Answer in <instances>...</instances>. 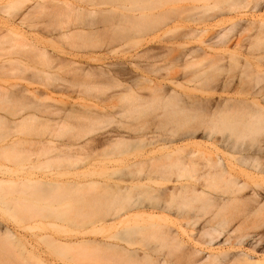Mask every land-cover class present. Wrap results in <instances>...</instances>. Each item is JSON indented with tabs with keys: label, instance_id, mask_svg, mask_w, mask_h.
<instances>
[{
	"label": "bare ground",
	"instance_id": "bare-ground-1",
	"mask_svg": "<svg viewBox=\"0 0 264 264\" xmlns=\"http://www.w3.org/2000/svg\"><path fill=\"white\" fill-rule=\"evenodd\" d=\"M156 1H158L162 7L168 6L166 9L167 11L170 9V6H175L176 9L178 10L181 9L184 11L187 9L189 10L196 8L195 5L192 4L191 2H195L198 0H156ZM188 1H190L189 4L181 5V3L183 4ZM204 1L207 2L209 0H204ZM22 2L19 0H8L5 1L4 3L3 1V4H1L2 2L0 3V12L5 10L6 8H10V7L15 8ZM143 2L144 3L148 2L147 5H149V3L152 4V0H144ZM249 3L250 2L248 0H233L232 3L228 5L226 4L228 7L224 9L227 11L226 12L227 15L230 16L229 18L227 19L214 18L208 20L205 23L204 22L202 23V27L192 29V31L189 30L190 31L189 33L186 32L185 35L183 34L184 36L181 35L182 37L180 36L179 37L182 40H184V38L193 39L196 36H198L197 34H199L200 36V33H203L206 36H208V34H210V36L213 35L212 36L213 39H216V41L217 40L222 41L221 45L219 46L220 48H218V50L220 49V51L218 52L216 49L215 51H217V53L216 54L214 53L215 55L214 57H217L219 60H221L222 57L225 59V57L222 56V53L224 51L226 53L228 50H230V47L232 48L234 47L235 51H237L236 48H238V50H241L240 47L241 48L243 47V36H242L243 33L247 34V32L251 33L252 31L253 32L252 36H254V38H257V31L259 33L264 34V22L261 20H257L256 18L253 17L248 18L246 14L247 13L246 10L250 11ZM254 3L251 9H254V7L255 9H257L259 5L256 3V1ZM108 5L110 7H108ZM30 6H28L29 8H26L25 11H23L17 16L12 17L10 20H8V22L0 26V39L3 37L2 35L5 34L10 37L13 36L22 40V43L21 41H19V43H21L20 44L21 47L25 50L26 53L25 59L27 60L26 63L30 68L35 70L34 73L36 74L35 76L37 77H39L41 74L42 75L53 74V77H55V75L57 76L58 74L56 71L62 72L64 70L63 72H65L64 74L65 76L63 77L57 76L58 82L55 79V81L58 84L53 86L54 91L55 92L59 91V93L69 95L68 97L70 100L72 99V96L73 99H75L74 96H78L76 98H79V102L77 101L76 103V101H73L72 103H70L71 110L67 112L68 108L65 109V117H62L60 116L62 112L60 108L55 106L44 105L43 99L41 98L43 96H38L36 95V93L30 92L29 89L26 87L24 88L21 87L18 91L13 92L10 95L7 94L8 95L7 99H5V102L6 101L7 102L6 103L4 102V104L5 105L8 104L7 106H11V107H9L10 109H7V111L5 109L6 112L4 111V114L0 113V126L2 125V127H4L5 130H7L6 134L0 136V142L4 141L3 144L0 145V154L3 153L7 159H11L12 157L13 158L20 157L19 155L21 153H24L23 152L24 147L28 142L25 143L24 141L26 140L23 141L22 139L21 141L20 136L19 138H17L16 136L18 135V132H20V129L25 128L26 126L29 127L30 122H31L30 125H32L30 127L31 130L36 125V130H37L36 132H38L39 129L36 124L38 123L37 121H39L42 124V127H45L44 126L45 124L51 125L50 123H52L53 126L51 125L49 126V128L51 127L52 129L53 127V129L55 128L57 129V127H59V129L57 130H59L60 132L63 131L64 129H66V131L68 130L69 134H71V131H73L74 129L76 131L74 133L72 132L71 137L67 141L66 140L62 141L59 144L56 143L54 139L55 136L53 135L57 131H53V129L50 130L51 131L49 132L50 135H48L51 137L47 136L46 138L45 137L46 135H44L45 139L39 137L41 139L37 138L38 140H32V142H30V140H27L30 142V144L31 143L34 144V148L37 145L38 147L33 149V145L31 144L30 147L29 144L28 147L30 148H25L26 150L31 149L28 150L29 151L27 155L28 158L26 156L22 157V159L19 160L21 162H24L26 160L33 161V159H35V162L36 160L37 162L40 160L42 161L47 159L49 160L51 159L50 157L52 156L51 153L57 150H59L62 153L61 156L67 158H75V159L79 155L85 154L86 152L89 154L91 151L92 154V151H95L96 149L99 148H104L103 151L105 149H108L109 152H111L112 150V153L113 150L117 149L116 150L117 152L123 154L124 153L123 150H126L127 148L131 149V147L136 144L135 145L136 148L135 147L134 148L140 151L142 150L143 152L141 155H138L135 158L128 160L127 167L129 168L135 165H143L146 167V170L142 171L141 174L135 176L133 174H127L117 178L113 184L108 186L110 189L108 193L97 194V196L96 194H94L95 199L93 198L94 196L93 197L90 196L93 200L90 197L89 199L87 198L88 200L86 199V201H84L85 197H83V199L81 198L82 200H78L80 198L76 200V197L73 196L75 199L74 201V199H71L73 197L72 194H70V192H68V195L67 192L66 193L62 192L63 194L59 192L62 195H58L59 193L55 192L57 190L54 189L55 191L52 192L53 194L52 193L49 194V192H47L49 194V197L47 194L48 198L52 199L53 197L51 201L52 205L54 203L60 202L62 200V196L64 195V196H68V199H71V205L77 204L76 206L77 207L79 206L78 208H80V210L83 209V207L85 208L86 205L90 203L93 204V206L95 205V207H93V211H91V213L88 211L89 212L88 214L91 215L93 212L95 214L98 213L99 215L101 214L103 215V212L104 213L108 212V210H110L111 208L117 207V205H120V203H122L123 200L131 199V197L135 198L137 196L136 191H139V193L141 194L154 193L152 196L156 198L158 202L155 205H153V208L139 210L132 215L124 214L120 217L123 218L122 220L123 223L129 224L133 222L136 224V230L141 229V233L143 235L141 237V242L143 246V255L137 256L135 255V251H131L130 254L117 253L111 257L113 264L114 263L115 264H222L221 259H232V257H234V254L230 253L229 250L219 252L217 257H214V255L208 257L206 256L201 257L203 254V250L196 249L197 245L194 246L195 249H183V247L185 246L186 242H190V241L198 243V245L199 244L212 245L214 243L220 242L221 244L234 246L236 243V237L233 234L237 230L238 226L233 227V223L236 220H241V221L247 220L248 218H250L251 215L256 214L257 211L261 208L262 204H260L259 207L257 206L249 207L250 201L253 202L256 201H254L252 198H248V199L245 198L243 192L246 190L247 186L249 185L247 183V180L253 182L255 188H257V186L259 188H263L264 180L257 182L255 180L254 174L249 170H238L233 165H230L226 157L228 156V154L222 152L220 149L221 148L235 149L234 145L233 146L230 145V140L232 139L231 135L235 137H241L246 134H249L250 131L252 130V133L255 136H257V132L260 133L263 132L264 125L258 124L257 120L246 122L243 120V117H241L240 115L237 116L236 113L239 111L237 110L239 109L238 106H234L232 108L231 113L229 114H233V115L232 117H228L229 110L226 105H221V104L211 105V107H209L210 109L206 110L207 113L205 112L207 116L215 117L221 111H224L226 115L218 117L217 119H215V121L214 119H212L210 122H207L208 124L206 125V129L208 131L204 128L201 129L200 127H195L192 129V131L190 132L191 138H194L196 134H198V132L202 131L200 137L208 141L210 140L211 143H209L208 145L202 143H192L196 146L205 147L206 152L204 151L201 152L200 156H197L196 153H189V156L187 158H184V160L183 159L180 160V158H173V155L175 153L183 149L182 146H177L172 141L167 139L156 141L153 139V137L150 138L147 137L146 135L142 136L143 134L139 136L138 135L135 136L137 134L135 132V129L132 132L133 126L134 125L136 126L137 124L135 122L141 119L144 120V118H147L144 121H147L148 118H150L149 120L152 119L151 122H156L155 125L157 126L159 125L160 127H162L164 124L170 123L172 121L174 122L182 121L185 118V116L186 117L189 116L192 118L194 116V114L192 113H196L197 110L198 111L202 110L203 112L205 111V108H203V106L202 107L198 106L197 108V106L194 103L191 104L189 102L191 104L189 105L187 103L188 101H184L182 97L180 98L182 93L180 94L179 92H177V88L183 87V84L179 82V79L182 78L184 74V73L181 74V72L183 71L182 69H185L187 71L188 69L187 67L193 66L191 67L193 68L192 69L193 72L191 73V76L193 73H195L194 76H192L193 78L196 77L195 75L197 73L198 75H203L202 73L204 72L202 71L203 70L205 71V69L203 68L202 70V67H199L201 68L199 69L197 65H199L201 60L199 61V63L197 61L201 57L203 59H206V57H208L207 60L211 59L213 56L211 55L212 57H210L209 56L210 54L207 52V50L213 51V48H210L208 44L206 46L209 47V49L204 48V50L202 51L201 48H199V50L197 49L198 53L199 51H201L202 56L201 54H200L201 57L199 56L200 58H198L197 56L196 58L198 59H196V61L192 57V55L195 57L193 53L197 52L194 51L196 49L193 50L192 48H187L188 50L186 49L184 53L183 50L181 49L182 52L178 51V55H180L181 57L183 55L182 59L184 58L186 59V60L184 59L185 63L183 61V65L178 64L179 65L178 69L181 66V69L179 70L181 72L179 74L182 75V77L178 75L179 72L178 70L176 71L172 70L173 74L168 72L167 74H163V76L165 75L164 77L162 76L161 79L157 80V78L154 79L155 78L154 76H152L153 78L150 76L149 73L152 72L154 73L153 71L154 69L153 70L150 69L149 66L154 67V63L158 62L157 60H155V57H157L156 55L161 53L157 52L153 57L150 55L152 53H150L151 49L149 48L148 50L146 48L143 53L134 54L133 56H131L130 60L128 59L127 56V59L129 61H127V59L124 60L126 61L125 63H127L126 65L123 64L125 66L121 65L120 67V65L119 66H117L116 64L112 65V63L107 62L108 61L107 57L112 55V52L114 50L112 44L110 45L107 43V40L109 38H112L109 37L110 34H112L111 32L115 30L114 29L115 27H120L122 25L124 26L130 25L128 26V28L133 27L134 29L135 26L138 28L139 25H143L142 22H144L145 24L146 18L145 19L141 18V15L136 16V14L139 11H137V13L135 12L136 14H129L133 12L135 9L130 11L132 8L129 10L127 5L125 4L122 6L113 5L107 2V0H75L74 3L72 1L70 4L68 3V1L65 0H38L35 2V4H33L31 7ZM116 8H119L121 10L119 11V13L117 12L115 16V14L113 15V12L116 10ZM141 8L139 9L137 8L136 10H141ZM147 8L148 7H144L145 10ZM175 8L173 9L175 10ZM88 10L89 11L91 10V12L93 13L98 11L97 15H99L100 12L102 15L105 13V16L107 13L108 14L106 17L100 15V17H97V19L98 18L99 19L98 20L96 19L97 21L95 20L96 22L93 20L94 23L91 19L92 21L91 23L88 22V20H85V22L86 21L88 22V24H86L87 23L86 22L85 25H75V23H70L67 26L65 24V26L60 25L59 27L58 24L55 26L56 28L54 27V29L52 27L53 22L51 24L48 23L50 22L48 21L47 23L49 26L52 25L51 26L52 29H50L51 27L49 28L50 30L47 29L44 37L42 38L32 37L29 34V31H27V24H26L27 21L35 18L36 15H39L41 17L42 14V16L43 15L47 16L51 18V20L59 23L62 20H67L68 22L71 18L77 20V17L79 16L80 13H82L83 11L88 12ZM123 12L124 13L126 12L129 15H127L126 13L125 15ZM118 14H120V16H118ZM82 16L84 15L82 14ZM82 16L79 17L83 18ZM142 16L144 17V15ZM145 17H147V15ZM45 19L48 18L44 17L43 20ZM142 19H144L145 21H142ZM232 20H236V22H238V25L237 23L235 25L240 26L239 28L240 33L238 36L235 35L237 37L233 39L232 42L230 40V37L227 42L226 41L224 42L223 41V39L225 38L224 36L227 35L228 37V34L225 30L226 27L224 29H221L220 26H222L226 22L228 23V21L230 23V21ZM233 22L235 23V21ZM231 27L232 29L234 28L233 26ZM125 28L123 27V29ZM215 28L216 29L220 28L221 31L215 32L214 31ZM205 32L206 33L208 32V34H205ZM119 34L122 36L121 33ZM245 36L248 38L249 35L248 36L245 35ZM254 38L252 37L250 38V40H253ZM61 41H63V43H65L64 41H66V43L68 41L69 42L68 48L69 49L72 48L71 51L66 52L63 50H59L58 48H57L58 50H56L55 48L56 46H55L51 49L53 50L55 48L54 52L50 53L49 50L47 49L48 48L47 44L53 43L55 45L57 44L56 42L61 43ZM79 41H81L82 43ZM77 42H79L80 45ZM230 43L232 44V46H230L231 45ZM15 46L16 44L13 46V48H15ZM110 46L113 49L110 48ZM166 49H167L166 51H169V48ZM177 50H178V46H177ZM163 51L161 52L162 53L166 52ZM99 52H105L106 55L107 54L109 55L110 53L111 54L109 56H106L104 53H101L99 55L97 54ZM168 53L171 54V52ZM179 57L177 58L178 60L181 59V57L180 58ZM157 59H159V57H157ZM219 60L218 62L220 65ZM151 61L152 63L154 61V63L153 64L149 63L150 65L146 63ZM171 61L172 60H170V62ZM173 61L177 62V60H173ZM221 61H223V59ZM193 62L195 63L197 62V64H194ZM91 63H100V64L93 66ZM201 63H203V61ZM193 64L197 66V68L194 67ZM214 66H210V69L211 67ZM176 67L177 65L175 66L174 69H177ZM158 68H160V66H157V69L155 70H159ZM196 69H199V72L198 70L196 71ZM190 71L191 70L187 72L190 73ZM53 72H56L57 74L55 73L54 75ZM186 74L184 75L186 76ZM185 76L183 78L184 80L187 79L185 78ZM192 77H190L189 75L188 77V79L190 78L189 81L193 79ZM185 84L188 85L189 83H185ZM187 95H184L186 97L185 98L186 100L188 99L187 97H189ZM45 97L46 99H53V96H51L49 92L46 93V95H44V98ZM81 97L83 98V100ZM81 101L82 103L84 101V103L82 104ZM89 101H91V103H89ZM252 102L254 104L253 105L254 107L256 105L255 114L257 115V103L255 101ZM9 103L11 105H9ZM234 104L241 105L246 103H244L242 100H235ZM41 107L44 108L43 111L41 110ZM189 112H192L191 114L193 116L189 115ZM46 113H49V115H51L52 117L53 115L57 117L51 118V116L47 115V117L45 116L44 118L39 116V114H42L43 116V114ZM260 113L264 115L263 110H260ZM40 118L41 119L44 118L45 120V122L43 121L44 124L43 122H41L42 120H40ZM68 118L69 119L71 118L70 122L68 121ZM73 118L77 119V121L79 119V122L73 120ZM102 118L104 119L118 118L120 119V121L118 120L119 124L122 123V125L125 126L121 125L122 127L120 126L119 129L104 133L103 137L99 139L101 141H96L93 137L92 138L88 137L90 135L89 132H92L90 131L91 129H89V127H91L92 125L91 126L89 125L87 129L85 124L81 125L80 121L85 120V123L90 121L88 122L90 124L91 121L99 120L98 122H100L104 120ZM230 119H233L234 121L231 122ZM149 120L147 121L148 124L150 123ZM32 122H35L34 125L32 124ZM201 122L203 124V121ZM74 123H76V125ZM91 124L94 123L92 122ZM61 126L62 128H64L63 130H60ZM2 127L0 131L1 130L4 131ZM30 128L27 130H30ZM45 128H47V126ZM218 129L228 130L230 132L229 134L230 136L228 137L223 136L221 138H217L215 136L214 131ZM22 134H24L23 131ZM37 135L41 136L42 134L40 135L37 134ZM1 137L2 138L4 137L5 139L1 140L2 139ZM22 137L23 136H21V138ZM93 143H95L96 145ZM20 146H22L23 149L22 148L20 149ZM129 150L127 149L126 151H128L129 153ZM125 153L127 154V152ZM25 154H27V152ZM200 157H203V160L205 161L204 165L206 170L203 172L196 173L192 176L184 175L181 170H185L188 167H194L197 164L196 160L199 159ZM32 161L30 163H32ZM253 161L256 162L257 160L255 158L252 159L244 158L243 163H248V162L253 163ZM26 163L27 162L23 164ZM1 166L2 165H0V167ZM21 167H24V165ZM175 167L178 168L180 171H178L176 178L172 180L169 170ZM40 181L41 179L35 180L36 183ZM1 182H6V181L1 180ZM167 182H172V186H168L166 184ZM48 183H50L51 185L53 184L51 182ZM91 183L95 185L99 184V182L97 181H91ZM93 184L90 185L93 186ZM72 186L74 185L72 184ZM59 187L60 186H58V188ZM252 195L256 196V194L254 193H252ZM43 196L44 198L46 197V195ZM64 196H63V200L65 199L67 201L68 199L64 198ZM34 197L38 200H45L47 198V197L45 199L42 198L40 194L39 195L34 194ZM87 201H92V203L89 202L86 204L85 202ZM81 206L83 207L81 208ZM77 207H75V209H77ZM94 209H96L95 211L97 213L94 212ZM68 210L66 213H68ZM70 210L71 212L73 211L72 208H70ZM77 210L79 212V209ZM29 213L38 214L39 211L29 210ZM171 216H174L176 219H173ZM204 219H205L203 225L204 235L201 236L202 234H198V233L193 234V230L191 229L195 228L197 224H199V222ZM188 228H190V230H188ZM203 237H206V239H202ZM7 245L8 243L0 242V254H1L0 264H14L12 263L11 259H8L9 257L7 255L9 254H8V250L6 249L8 248ZM207 259H212V260L211 262L206 263Z\"/></svg>",
	"mask_w": 264,
	"mask_h": 264
},
{
	"label": "rangeland",
	"instance_id": "rangeland-1",
	"mask_svg": "<svg viewBox=\"0 0 264 264\" xmlns=\"http://www.w3.org/2000/svg\"><path fill=\"white\" fill-rule=\"evenodd\" d=\"M3 1L5 3V1L8 0H0V3L2 2L1 4H3ZM19 1L21 2L23 1L22 3L19 4L20 6L18 5L15 8L14 7L6 8L2 12H0V26L8 22V20H10L12 17L17 16L23 11H25L26 8H29L28 6H30V4L32 6L38 0H27V2L26 0H19ZM65 1H68V3L70 4L72 1L74 3L75 0H65ZM143 1L144 0L142 1L107 0V2L113 5L122 6L125 4L127 5L129 10L132 8L130 11L142 7L141 10H136V11L134 10L133 11L134 13L131 12L129 14H136L137 11H139L136 14V16L141 15V18L144 19L146 18L145 19L146 23L144 24V22H142L143 25L138 24L139 25L138 28L134 25L135 26L134 29L133 27L128 28V26L130 25L128 26L122 25L120 27H115L114 28L115 30L112 31L111 32L112 34H110L109 36L112 38H109L107 40V43L110 45L112 44V47L114 48L112 55H110L111 53L109 54L110 56L108 54L106 55L105 52H99L97 54L100 55L101 53H104L106 56H109L107 57L108 58L107 62L112 63V65L113 64L114 65L116 64L117 66L120 65L121 67V65L125 66L127 64L125 63L126 61H124L125 59H127V56L128 59L130 60L131 56L137 53L139 54L143 53L146 48L147 50L148 48L151 49L152 52L150 50L149 51L150 53H152L150 55L153 57L155 56V53L160 52L161 54L156 55L157 57H159L160 60L157 59V57H155V60H157L158 62L157 63L155 62L156 63L155 64L154 63L155 60L153 61L155 68L149 66L150 69L152 70L154 69L153 70L154 73L150 71L152 72L149 73L150 76L151 77L154 76L155 77L154 79L157 78V80L161 79L163 74H167L168 72L173 74L172 70L179 71L181 69V66L178 69L179 66L178 64L183 65V61L185 63L186 59L185 58H184L185 60L182 59L183 55L181 54L182 57L178 55V51L182 52L183 50L184 53V51H186L187 48H192L193 50L196 49L194 51L197 52L193 53L195 57L192 55V57L196 61V59L202 56L201 51L204 50V48L209 49L210 47L213 48V51L207 50V52L210 54L209 55L210 57L212 56L213 57L208 60H207L208 57H206V59H203L201 57L197 61L198 63L200 60L201 62L203 61V63L200 62L199 65H197L198 68L202 67V70L203 68L205 69L206 73L204 70L202 71L204 73L201 72L203 75H198L197 73L195 75L196 77L193 78L192 76H194L195 74L193 73L191 76V73L193 72L192 71L193 68L191 67L193 66L187 67L188 69L191 68L189 69L191 70L190 73L187 72L189 71L187 68H186L187 71L185 69H182L183 70L182 72L181 71L178 72V75H180L179 74L180 72L181 74L187 73L186 76L183 74V77L182 75H180V77L182 78L179 79V82L183 84L182 88H177V92H179L180 94L182 93L180 98L182 97L184 101H188L187 103L189 105L194 103L197 106V108L198 106L199 107L203 106V108H205V111L203 112L202 110L199 111L197 110V112L195 111L196 113H192L193 111L189 112V115L194 114V116L192 115L193 116L192 118L189 116L188 117L185 116V118L182 121H178V122L172 121L170 123L164 124L163 126L161 125L162 127H160L159 125L158 126L155 125L156 122H151L152 119L149 120L150 118H148L150 122L149 124L147 123L148 120L144 121L147 118H144V120L141 119L142 122L144 121L145 123L144 122L142 123L141 120H139L135 122L137 123L136 126L133 123L134 126L132 125L133 128L131 127L132 132L135 129V132L137 133L135 136L137 135L139 136L143 134L142 136L146 135L147 137L150 138L153 137V139L156 141L162 139L170 140L175 145L183 147L182 150H180L179 152L173 155V158H180V160L181 159L184 160V158H187L189 156V153H196L197 156H200L201 152L203 151L206 152L205 147L196 146L192 143H202L205 145L211 143L210 140L208 141L200 137L202 131L198 132V134H196L194 138H191L190 132L192 131V129L195 127L206 129V125L208 124L207 122H210L212 119H214L215 121V119H217L218 117L226 115L224 111H221L215 117L207 116L205 112L206 110L210 109L209 107H211V105H215V104L226 105L229 110L228 117H232L233 115V114H229L231 113L232 108L234 106H238L239 109L237 110L239 111L236 113L237 116L240 115L241 117H243V120L246 122L257 120L258 124L264 125V115L260 113V110L264 111V34L259 33L257 31V38H254V36H252L253 34L252 31L251 33L247 32V34L243 33L242 34L243 47L242 48L240 47L241 50H238V48H236L237 51H235L234 47H233L234 49L230 47V50H228L226 53L224 51L223 52L224 54L222 53V56L225 57V59L222 57L223 61H221L222 59L219 60L217 57H214L215 56L214 53L216 54L217 51L218 52L220 51V49L218 50V48H220L219 46L221 45L222 41L220 40L216 41V39H213L212 37L213 35L210 36L208 32L207 33L205 32V34H208V36L204 35L203 33H200V36L199 34H197L198 36H196L193 39L192 38L185 39L183 37L184 40H182L180 38L184 36L186 32L189 33L190 31H192V29L202 27L203 22L205 23L206 21L214 18H218V19L229 18L230 16L227 15L226 13L227 11L224 9H226V7H228L227 5L232 3L233 0H211V1L209 0L207 2H205L204 0H198L195 2H191L192 4L195 5L196 8L189 10L187 9L183 11L181 9L180 10L176 9L175 6H170V9L168 10L169 12L166 10L168 6L162 7L160 3L156 0L155 1L152 0V4L149 3V5H147L148 2L144 3ZM248 1L250 2L249 3L250 11L246 10L247 11L246 14L248 18L253 17L256 18L257 20H261L264 22V0H248ZM255 1L259 5L258 7L256 6L257 9H255L254 7L255 9L254 10L251 9V7L255 4L254 3ZM189 3L190 1L185 2L183 4L181 3V5H187ZM108 7L110 6L108 5ZM144 7H148V8L145 10ZM173 8H175V10ZM120 10L121 9L116 8V10L113 12V15L115 14L116 16L117 12L119 13ZM90 12L91 10L90 11L88 10V12L83 11L82 13H80L81 15L79 14V16H82L83 14L84 16L82 17L84 19L78 16L77 20L71 18L68 22L67 20H62L63 22L61 21L59 23L51 20V18L44 15L43 16L48 19L43 20L44 17L42 16V14L41 17L39 15H36L35 18L27 21L26 23L27 31H29V34L32 37L42 38L44 37L47 29H49L52 26V25L49 26L48 23L52 24L53 22V26H52L53 29L58 24L59 27L60 25L65 26V24L67 26L70 23H75V25H85V23L87 22V21L85 22V20H88V22L91 23L93 20L95 21L97 17H100V15H102L101 12L99 15H97L98 11L94 12L96 14H94L93 12H91L90 14ZM120 14H118V16H120ZM142 15H144V17ZM146 15L147 17H145ZM102 16L106 17L105 13ZM144 19H142V21H145ZM233 21H235V23ZM88 22L86 24H88ZM230 23L228 21V23L226 22L225 24H223L222 25L223 28L222 26H220L221 29H224L226 27L225 30L228 34V37L225 34L226 36L224 37L226 38V40L224 38L223 39L224 42L225 41L227 42L229 40V37L232 42V40L235 39L240 33L239 32L240 26H237L238 22H236V20H232L230 21ZM236 23L237 25H235ZM231 26H233L234 28L232 29ZM52 27L50 29H52ZM123 27L126 28L123 29ZM220 28L217 29L215 28L214 31L219 32L221 31ZM119 33H121L122 36ZM126 34L128 37L126 36ZM245 35L247 36L249 35L248 38ZM2 36L3 37L0 39V113L4 114L5 109L7 111V109H10L9 107H11V106H7L8 104L6 105L4 104L5 99H7V96L13 92L18 91L21 87L23 88L26 87L29 89L30 92L36 93V95L38 96H43L41 98L43 99L44 105L55 106L60 108L62 110L60 116L65 117V109L68 108L67 112L71 110L70 103H72L73 101H76V103L77 101L79 102V98H76L78 96H74L75 99H73L72 96V99L70 100L68 97L69 95L59 93V91L58 92L54 91L53 86L58 84L57 76L59 77L65 76L64 75L65 72H63L64 70L63 71L61 70L63 73L56 71L58 74L56 72H53L54 75L55 73L57 74V76L55 75V77H53V74L52 75L41 74L39 77L35 76L36 75L34 73L35 70L30 68L26 63L27 61L25 59L26 53L25 50L20 45L22 43V40L13 36L12 38L5 34H3ZM251 36L254 38L253 40H250V38H252ZM19 41H21V43H19ZM64 42L65 43H63V41H61V43L56 42L57 44L55 45L53 43L47 44L48 47L47 49L49 50L50 53H53L55 48L56 50L59 49L66 52L71 51L72 48L71 49L68 48L69 42L67 41L68 44L66 43V41ZM79 42L77 43L79 44ZM15 44L16 46L15 48H13ZM208 44L209 47L206 46ZM177 46H178V50H177ZM230 46H232V44ZM53 47L55 48L51 50ZM112 47L110 46V48ZM156 48L160 51H158ZM166 48H169V51H166L167 50ZM199 48H201V51H199L198 53ZM216 49L217 51H215ZM161 51L163 52L166 51V52L162 53ZM168 52H171V54H169ZM177 56L178 57L180 56L181 59L179 60L182 61H179L177 59L178 58ZM197 56L198 58H196ZM128 59L127 61H129ZM170 60L172 61L170 62ZM173 60H177V62ZM218 60L220 61V65ZM197 62L196 63L193 62V63L197 64ZM146 63L153 64L152 61ZM91 64L95 66L100 63H91ZM176 65H177L176 67L177 69H174ZM157 66H160V68H158L160 71L155 70L157 69ZM197 66L194 65V67L196 68ZM204 66H207L209 69ZM210 66H214V67H211L210 69ZM29 68L32 70H30ZM199 69H196V71L198 70L199 72ZM184 70L186 71V73ZM187 75L188 77L190 75V77H192L195 80L192 79L193 82L192 80L189 81L190 78L188 79ZM184 76L187 79L184 80L183 79ZM55 79L57 82L55 81ZM185 83H189V84L187 85ZM48 92L49 94H51V96H53V99H46V97L44 98V95H46V93ZM184 95H187L190 98L187 97L188 99L186 100L185 99L186 97ZM235 100H242L246 104L236 105L234 104ZM252 101H255L257 103V115L255 114L256 105L254 107ZM89 103H91V101H89ZM9 105L11 104L9 103ZM41 110L43 111L44 108L41 107ZM47 115L51 116L49 115V113L43 114V116L42 114H39L40 117H44V118L45 116L47 117ZM53 117L55 118L57 116L53 115ZM53 117L51 116V118ZM44 118L42 119L40 118V120H42L41 122L43 121L45 122ZM70 120L71 118L70 119L68 118L69 122ZM73 120L77 121V119L75 118H73ZM118 120L120 121V119L118 118L115 119L105 118L100 122H98L99 120L91 121V123L93 122L94 124L91 123L89 124L88 122L90 121L87 122V120H86L87 123H85V120L84 121L81 120L80 123L81 125L85 124L87 129L89 125L90 126L92 125L91 127H89V129H91L90 131L92 132H89L90 135L88 137L91 138L93 137L96 141H101L99 139L103 137L104 133L120 128L122 123L119 124ZM230 120L231 122L234 121L233 119ZM201 121H203V124ZM35 122H32V124L34 125ZM37 122L38 123L36 124L39 129L38 132H36L37 131L36 125L31 130L30 127L32 125H30L31 124L30 122L29 127L26 126L25 128L20 129V132H18V135L16 136L17 138H19L20 136L21 141L23 139V141L26 140L24 141L25 143L28 142L26 144L27 147L24 144L25 145L23 151L24 153H21L19 155L21 158L12 157L11 159H7L3 153L0 154V165H2L0 167V242L8 243L7 245L8 248H6L5 246L9 254L7 255L9 257L8 259H11L12 263L14 264H113L111 257L117 253L130 254L131 251H135V255L142 256L143 246L141 242V237L143 235L141 233V229L136 230V224L133 222L129 224L123 223L122 222L123 218L120 217L124 214L132 215L139 210L153 208V205H155L158 202L157 199L152 196L154 193L141 194L139 193V191H136L137 196L135 198L131 197V199L123 200L122 203H120V205L111 208L110 210H108V212L104 213L102 211L103 215L102 214L99 215L95 211L96 209H94V212H96L97 214L93 212L91 215L88 214L89 212L91 213V211H93V207H95V205L93 206V204L89 203V202L92 203V201L85 202L86 204L89 203L87 204L88 206L86 205V207L84 208L83 207L85 205L84 204L83 206H81V208L83 207V209L80 210V208H78L79 206L78 207L76 206L77 204L71 205V199H74V197H76V200L78 198H80L78 200H82L83 197H85L84 201H86V199L87 198L89 199L90 196L91 197L94 196L93 198L95 199L94 194H96L97 196V194L108 193L110 190L108 186L113 184L117 178L127 174H133L134 176L141 174L142 171L146 170L145 166L135 165L128 168L127 161L135 158L138 155H141L143 151L135 149L136 144L131 147L132 150L130 148H127L128 150L129 149L131 150V151L129 150V153L128 151H126L127 149L126 150L122 149L124 153L127 152V154L126 153L121 154L116 151L117 149L113 150L112 153V150L111 152H109L108 149H105L103 151L104 148H99L96 149L95 151H92V154L91 151L89 154L86 152L87 154L85 153L79 155L80 157L78 156L79 158L77 157L75 159V158H67L61 156L62 153L59 150H57L51 153L52 156L55 157L53 158L51 156L50 157L51 159L49 160L48 159L44 161L40 160L38 162L36 160L37 163L35 162V159H33L35 163L32 160H31L32 163H30L31 161L29 160L21 162L19 160H21L22 157L26 156L28 158L27 156L29 152L28 150L31 149L26 150L25 148L31 147L32 143L30 144V142H32V140H38L37 138L39 137L44 139L45 137L47 138V136L50 135L49 134V132H51L50 130L53 129V127L52 129L51 127L49 128V126H51L52 123H50L51 125L45 124L44 126L45 127L47 126V128H45L42 127V124L39 121ZM77 122H79V119ZM74 124L76 125V123ZM40 125L42 128L40 127ZM1 127L2 125L0 126V129ZM29 128L30 130H27ZM61 128L60 130L64 129ZM2 129L4 131L2 130L0 131V136L1 135L3 136L7 132V130H5L4 127H2ZM57 129H59V127H57ZM57 129L56 128L53 129V131H57L53 134L55 136L53 137L57 144L65 140L67 141L71 137L72 132L74 133L76 131L74 129L73 131H71V134H69V131L67 130L68 131L67 133L66 129H64L61 132ZM22 131L24 134H22ZM214 132L217 138H221L223 136H227V137L230 136L229 135L230 132L226 129H218ZM36 133L39 135L42 134L43 136L42 135L38 136ZM44 135L46 136L44 137ZM21 136L23 137L21 138ZM231 136L232 139L230 140V145L232 146L234 145L235 149H231V148L220 149L222 152L228 154V156L226 157L230 165H233L238 170H249L254 174L255 180L257 182L264 180V129L263 132L261 133L257 132V136H255L252 133V130L250 131L249 134H246L241 137H235L233 135ZM3 139L5 138L3 137L1 140ZM27 140H30V142ZM3 142H0V145L3 144ZM28 145L30 147H28ZM32 145H33V149L38 147V145L37 146L35 145L36 147L34 148V144ZM22 146H20V149L21 148L23 149ZM26 152L27 154H25ZM244 158H251V159L255 158L257 161L256 162L253 161V163L251 162L243 163ZM25 162L29 164L27 163L23 164ZM196 162L197 164L194 167H188L185 170H181L183 174L186 176H192L196 173L203 172L206 170L204 165L205 161L203 160V157L197 159ZM22 164L24 165V167H21L23 166ZM178 171L180 170L176 167L169 170L172 180L176 178ZM36 179H41V181L36 183L35 182ZM1 180H4L6 182H1ZM91 181H97L99 182V184L95 185L91 183ZM48 182H51L54 185L53 184L51 185ZM71 183L74 186H72ZM247 183L249 185L247 186L246 190L243 192L244 197L247 199L252 198L254 201L257 202L256 203L250 201L249 207H254V206L259 207L260 204L262 205L261 208L257 211V213L251 215L250 218H248L247 220L245 221L236 220L233 223V227L238 226L237 230L233 234L236 237L235 245L228 246L227 244H221L220 242L214 243L212 245H200V244L198 245V243L190 241L185 243L183 249H195L194 246L197 245L196 249L203 250V254L201 257H205V256L208 257L211 255L217 257L219 252L229 250L230 253L234 254V257H232V259H221L222 264H264V186L263 188H259L258 186L257 188H255L253 182H251L250 180H247ZM90 184H93V186ZM166 184L168 186H172V182H167ZM58 186L60 187L58 188ZM54 189L57 191H55ZM53 191L57 193L67 192V195L68 192H70V194H72V197L73 196L74 197L68 199V196L63 195L64 198L70 201L69 202L67 200L69 203L65 199L63 200V196H62V200L60 199L61 200L60 202L54 203L52 205L51 201L53 197L52 199L48 197L49 194L52 193ZM47 192H49V194ZM60 193L58 195L63 194ZM252 193L256 194V196L252 195ZM34 194H38V195L40 194L42 198H44L43 195H46L47 197L48 194V197L47 198L45 197L46 198V199L44 198L45 200H38L34 197ZM69 206L70 208H72L73 210L72 212ZM75 207L79 209V212L77 209H75ZM68 209L70 210V213ZM29 210H38L39 213L30 214ZM67 210L68 213H66ZM64 211L67 215L64 213ZM171 217L173 219H176L174 216ZM205 219L201 220L195 228L191 229L193 230V234L198 233V234H202L201 236L204 235L203 225ZM188 230H190V228H188ZM202 239H206V237H203ZM211 260L212 259H207L206 263L211 262Z\"/></svg>",
	"mask_w": 264,
	"mask_h": 264
}]
</instances>
